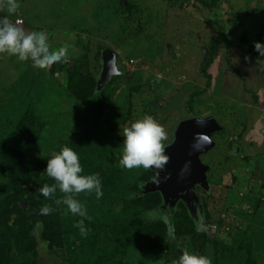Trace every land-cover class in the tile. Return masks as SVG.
Segmentation results:
<instances>
[{
  "label": "rangeland",
  "instance_id": "1",
  "mask_svg": "<svg viewBox=\"0 0 264 264\" xmlns=\"http://www.w3.org/2000/svg\"><path fill=\"white\" fill-rule=\"evenodd\" d=\"M19 2L0 15L68 54L48 68L0 54V264H174L185 249L212 264H264V56L255 47L264 0ZM106 48L119 72L103 82ZM146 114L165 127L166 145L182 120L221 125L201 155L207 185L186 189L176 213L161 191L142 189L156 171L119 164L121 130ZM65 145L103 182L99 200L76 195L87 236L58 186L51 198L38 192L56 185L48 156Z\"/></svg>",
  "mask_w": 264,
  "mask_h": 264
},
{
  "label": "clouds",
  "instance_id": "2",
  "mask_svg": "<svg viewBox=\"0 0 264 264\" xmlns=\"http://www.w3.org/2000/svg\"><path fill=\"white\" fill-rule=\"evenodd\" d=\"M19 8V0H0V12L6 9L10 15L16 14ZM255 47L260 57L264 56V42H256ZM5 53L17 57L19 61L30 60L35 67L48 68L53 63L65 61L68 49L63 46L53 51L46 32L27 31L19 22H12L6 15H0V54ZM121 135L124 137L119 161L121 167L149 169L155 166L161 169L166 165L169 159L166 154V129L153 115L146 114L134 119L121 130ZM48 158L46 172L56 181V185L41 186L38 192L51 198L58 186L60 192L65 194L62 203L67 211L82 218L75 226L80 229L81 235L87 236L85 220L90 217L86 205L76 195L81 192L95 193L96 198L101 199L104 194L102 179L98 173L83 174L84 167L79 154L68 145L53 151ZM40 211L48 215L53 209L45 206ZM174 264H212V260L206 254L185 249Z\"/></svg>",
  "mask_w": 264,
  "mask_h": 264
},
{
  "label": "water",
  "instance_id": "3",
  "mask_svg": "<svg viewBox=\"0 0 264 264\" xmlns=\"http://www.w3.org/2000/svg\"><path fill=\"white\" fill-rule=\"evenodd\" d=\"M117 52L112 48L103 51L102 81L107 82L111 76L119 72L116 64ZM221 129L215 117H192L178 122L173 132L174 139L167 144L166 154L169 159L166 165L157 169L158 177L151 183L145 184L143 190L161 191L172 199L174 204L178 200H187L184 191L192 184L200 183L206 186L207 166L202 162L201 155L208 152L215 142L212 136ZM187 166V167H186ZM25 210H29L26 202H22Z\"/></svg>",
  "mask_w": 264,
  "mask_h": 264
},
{
  "label": "trees",
  "instance_id": "4",
  "mask_svg": "<svg viewBox=\"0 0 264 264\" xmlns=\"http://www.w3.org/2000/svg\"><path fill=\"white\" fill-rule=\"evenodd\" d=\"M34 120H35V124L37 125H39V123L37 122V116H36V114H34V118H33ZM145 184H147V183H145L144 182V184L142 185V189H143V187H144V185ZM144 191V190H143ZM180 202L182 203L181 205H182V207L183 208H185L187 205H188V203L185 201V200H183V199H181L180 200ZM22 207V206H21ZM170 207H171V211L174 213H176V211H177V207H176V205H175V203L173 204V203H171L170 204ZM173 207V208H172ZM176 207V208H175ZM32 208V207H31ZM30 209V208H29ZM182 209V208H181ZM25 210V209H24ZM26 212H27V210H25ZM30 212H32V209H30L29 210ZM182 211H184V210H182ZM38 214V213H37ZM184 220L185 221H189L190 220V217H189V215H186V217L184 218ZM86 223V222H85ZM171 223L174 225V222L173 221H171ZM146 227V224L143 222V223H137V224H133V225H130V226H128V228H127V231L125 232L128 236L127 237H130L131 235L130 234H132L133 232H134V230H139V231H143L144 230V228ZM176 230V229H175Z\"/></svg>",
  "mask_w": 264,
  "mask_h": 264
},
{
  "label": "flooded vegetation",
  "instance_id": "5",
  "mask_svg": "<svg viewBox=\"0 0 264 264\" xmlns=\"http://www.w3.org/2000/svg\"><path fill=\"white\" fill-rule=\"evenodd\" d=\"M173 200L171 199V202H172Z\"/></svg>",
  "mask_w": 264,
  "mask_h": 264
}]
</instances>
